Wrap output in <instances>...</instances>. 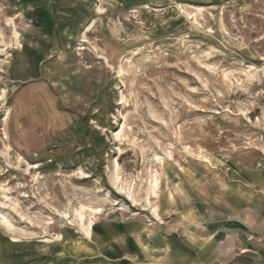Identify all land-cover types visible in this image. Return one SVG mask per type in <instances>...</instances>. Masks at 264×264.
I'll use <instances>...</instances> for the list:
<instances>
[{"label": "rangeland", "instance_id": "374dc122", "mask_svg": "<svg viewBox=\"0 0 264 264\" xmlns=\"http://www.w3.org/2000/svg\"><path fill=\"white\" fill-rule=\"evenodd\" d=\"M180 3L201 10L99 0L76 40L29 42L0 0V212L21 240L0 225V264H108L99 244L114 248L115 264H131L140 251L130 234L144 249V237L222 212L223 191L255 181L264 0ZM30 47L43 49L39 69L18 75ZM82 207L86 220L96 216L91 241L76 233ZM64 234L76 241H42Z\"/></svg>", "mask_w": 264, "mask_h": 264}, {"label": "crops", "instance_id": "0c3cea01", "mask_svg": "<svg viewBox=\"0 0 264 264\" xmlns=\"http://www.w3.org/2000/svg\"><path fill=\"white\" fill-rule=\"evenodd\" d=\"M16 10L15 20L17 25L27 26L26 33L21 39L29 42H65L76 40L81 34V27L87 25L88 19L95 13L96 1L99 0H4ZM134 1L135 0H129ZM145 2L147 0H139ZM172 2L204 3L219 0H170ZM183 4V3H182ZM86 32H89L86 29ZM85 35H88L86 33ZM87 37L85 36L84 39ZM20 47V46H19ZM16 60L14 72L35 73L40 66L42 48H32ZM19 75V74H18ZM33 114V112H32ZM253 183L241 180L240 189L234 194H227L223 201V211L209 210L207 216H201L197 223H192L190 228L165 229L157 233L155 239L146 238L141 249V239L137 234L128 238V243L134 252L128 258L131 264H264V165L254 173ZM250 186V187H249ZM153 212V211H152ZM157 220H161L153 212ZM97 221V220H96ZM88 236L76 227V233L87 241L93 239V232ZM0 225L6 230L2 223ZM149 227L148 225L145 228ZM149 231V229H148ZM18 228L10 232L11 241L20 242L17 234ZM253 239H248L250 236ZM13 236L18 241H13ZM64 239L54 238L53 241L63 243L74 242L70 235L64 234ZM89 238H88V237ZM79 238V237H77ZM49 239V238H48ZM108 241L115 239L108 238ZM5 248V245H3ZM1 249V248H0ZM160 251V256L152 257V250ZM171 251V252H170ZM0 252H2L0 250ZM157 252V251H156ZM1 254V253H0ZM149 255V256H146ZM99 257L115 264L117 254L114 248L104 249L99 244ZM99 264V263H97ZM104 264V263H102ZM117 264V263H116Z\"/></svg>", "mask_w": 264, "mask_h": 264}, {"label": "bare ground", "instance_id": "6f19581e", "mask_svg": "<svg viewBox=\"0 0 264 264\" xmlns=\"http://www.w3.org/2000/svg\"><path fill=\"white\" fill-rule=\"evenodd\" d=\"M176 6L178 8L181 9V11L183 13H187L188 16H192L194 15V17H197L199 10H201V8H198V7H195V6H192V5H187V4H182V3H176ZM189 8H192L193 10H190ZM193 17V18H194ZM197 20V18H195ZM13 26V24H12ZM15 32V37L18 38L19 37V33L17 30L14 31ZM14 36V35H13ZM85 37V36H84ZM18 40V39H17ZM19 41V40H18ZM84 48V47H83ZM82 48V49H83ZM3 94V93H2ZM3 99V95L0 96V100ZM5 120V119H4ZM117 164V163H116ZM32 167H36V165H31ZM159 186V182H158V179L155 177L154 178V181H153V186H152V193L155 194V195H158L157 192H156V189L157 187ZM120 193L122 194H126V192L122 189H120L119 191ZM171 195V194H170ZM127 198L130 199L132 202H134L135 204H138L137 202V199L128 194L127 193ZM6 198H8V196H5ZM91 210L90 213H98L99 210H94V209H89ZM88 210V212H89ZM157 210H155L156 212ZM77 216L79 218V221H80V231H83L84 233H86V235L90 236L91 235V230L93 229V226H94V223L96 221V216L94 215L93 217L89 218L88 220H86V209L84 207H82L80 210H77ZM157 214V213H156ZM158 215V214H157ZM159 216V215H158ZM0 220H1V223L3 224V226L6 228V230L10 231V232H13L15 230V227L14 225L11 223V221L9 220V218L0 212ZM72 225V223H71ZM9 232V233H10ZM87 236V237H88ZM65 236L63 235H58V239L60 240H63ZM89 238V237H88ZM13 241H18V238L13 236ZM44 241H51L50 239H45Z\"/></svg>", "mask_w": 264, "mask_h": 264}, {"label": "built area", "instance_id": "2783aa9c", "mask_svg": "<svg viewBox=\"0 0 264 264\" xmlns=\"http://www.w3.org/2000/svg\"><path fill=\"white\" fill-rule=\"evenodd\" d=\"M254 238V236L252 235V236H250V237H248V239L250 240V239H253Z\"/></svg>", "mask_w": 264, "mask_h": 264}]
</instances>
